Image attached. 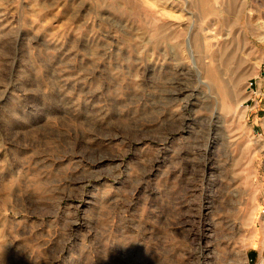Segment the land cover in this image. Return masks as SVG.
<instances>
[{"label": "rangeland", "instance_id": "obj_1", "mask_svg": "<svg viewBox=\"0 0 264 264\" xmlns=\"http://www.w3.org/2000/svg\"><path fill=\"white\" fill-rule=\"evenodd\" d=\"M257 30L264 0H0V264H264Z\"/></svg>", "mask_w": 264, "mask_h": 264}, {"label": "bare ground", "instance_id": "obj_2", "mask_svg": "<svg viewBox=\"0 0 264 264\" xmlns=\"http://www.w3.org/2000/svg\"><path fill=\"white\" fill-rule=\"evenodd\" d=\"M234 1V0H233ZM232 3H234V2H232ZM232 8V7H231ZM230 8V9H231ZM243 8V7H242ZM262 13V12H261ZM212 15V14H211ZM215 15V14H214ZM250 25V24H249ZM210 26V25H209ZM207 28H209V27H207ZM213 28V27H212ZM202 30H205V29H202ZM201 30V31H202ZM207 31H208V29H206ZM188 33V36H187V38H186V41H187V49H186V51H187V53L188 54H190V55H192V54H194V48H193V45H194V42H195V40H196V36L194 35V32H193V30H192V28H190L189 27V32H187ZM258 37H259V39L260 40H262V41H264V31H259V30H257L256 32H254ZM200 38H201V40L202 39H205L206 38V35L205 34H200ZM245 41V40H244ZM203 44V43H202ZM186 47V46H185ZM245 47V46H244ZM228 53V52H227ZM225 54V59L223 60L225 63H226V65H225V63H222V62H219L217 65H216V75L217 76H221V75H225L226 73H228V72H230V71H232L233 72V70L240 64L239 62H237V58L235 59V57H233L231 54ZM230 53H232V52H230ZM222 59V58H221ZM241 67V66H240ZM212 70V69H211ZM231 73V72H230ZM217 78V77H216ZM204 79V78H203ZM223 80V79H222ZM228 81V80H227ZM230 82V81H229ZM215 83V82H214ZM214 83H212V84H214ZM205 84V83H204ZM209 84V83H208ZM223 84V83H222ZM225 86L224 85H221V87H222V92H224V94H225V96H229V94H230V96L228 97V98H230L232 95H231V93H228L229 92V86L227 85V82L225 81ZM230 84V83H229ZM215 85V84H214ZM213 85V86H214ZM231 87V86H230ZM214 88H215V86H214ZM219 88V87H218ZM217 88V89H218ZM223 94V93H222Z\"/></svg>", "mask_w": 264, "mask_h": 264}, {"label": "built area", "instance_id": "obj_3", "mask_svg": "<svg viewBox=\"0 0 264 264\" xmlns=\"http://www.w3.org/2000/svg\"><path fill=\"white\" fill-rule=\"evenodd\" d=\"M247 264H250V263H247Z\"/></svg>", "mask_w": 264, "mask_h": 264}]
</instances>
